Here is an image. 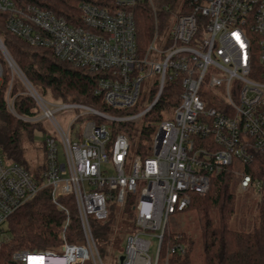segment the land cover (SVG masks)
<instances>
[{"label":"built area","instance_id":"1","mask_svg":"<svg viewBox=\"0 0 264 264\" xmlns=\"http://www.w3.org/2000/svg\"><path fill=\"white\" fill-rule=\"evenodd\" d=\"M145 1L154 13L150 0L82 1L80 25L71 26L49 11L16 9L11 0H0L9 34L51 50L61 62L101 74L94 96L106 109L137 108L141 86L152 78L148 105L139 113L113 116L55 101L27 80L0 38V83L4 65L10 77L7 112L47 131L37 180L5 163L0 153V237L8 218L42 189H49L51 203L64 215L59 249L15 252V264H103L90 222L106 221L108 204L122 206L128 193L138 196L134 231L124 239L118 264H169L171 255L184 253L180 243L164 248L169 217L189 206L191 194L204 196L210 178L232 163L247 166L264 154V0H185L166 42H158L155 21L152 40L139 52L133 8ZM14 79L21 85L19 94L32 101L34 115L16 114L9 96ZM172 82L179 89L177 99H163ZM150 111H156L149 117L156 130L150 155L142 158L126 134L112 136V130ZM58 115L70 120L66 126ZM236 174L238 188L247 191L251 176ZM61 198L74 204L80 244L66 242L71 216Z\"/></svg>","mask_w":264,"mask_h":264},{"label":"trees","instance_id":"2","mask_svg":"<svg viewBox=\"0 0 264 264\" xmlns=\"http://www.w3.org/2000/svg\"><path fill=\"white\" fill-rule=\"evenodd\" d=\"M82 1L85 0H11L16 9L35 6L53 13L71 26L80 25L79 5ZM150 1L154 5V13L146 1L133 8L139 52H144L152 40L155 21L159 34L167 26L172 7L178 0ZM164 8H167V11ZM5 18L6 14L0 13V38L3 45L27 80L42 96L64 103L83 104L113 116L135 112V108L123 111L106 109L94 96L96 82L101 74L61 62L49 49L27 45L6 31ZM9 81L7 70L3 69L0 83V153L5 163L20 166L37 180L44 168V162L32 164L25 155L27 148L35 144V135L39 134L44 139L47 131L39 123L22 122L7 112L5 96ZM178 92L176 82L168 83L162 97L174 101ZM19 93L20 84L14 79L9 96L14 99L16 114L34 115L32 101ZM149 114L151 111L146 117ZM145 120L137 133L116 127L112 130V136L124 133L130 141L133 140L134 150L142 158L150 155L151 140L156 130L149 119ZM237 171L251 176L253 184L246 192L256 196L254 207H248L245 200L237 201L236 190L240 183ZM256 181L260 182L258 189L254 187ZM137 200V195L128 193L122 206L114 202L108 204L109 215L106 221L91 220L90 226L96 246L98 243L109 242L119 249L121 237H126L134 231V206ZM61 201L69 208L71 216L70 225L65 232L66 242L80 244L82 233L74 204L68 198H61ZM116 209L123 213L118 224L113 222L112 212ZM245 213H249V220L245 219ZM182 214L193 215L197 236L186 231L171 234L166 229L163 235L164 248L174 243L184 246L183 254L169 257V264H195L197 250L202 264H264V154L257 155L251 164L240 168L232 163L210 178L208 192L204 196L191 194L189 206ZM63 221V213L50 201L49 189L40 190L33 199L8 218L1 230L3 238L0 242V264H15L11 259L15 252L58 250L62 244L60 234Z\"/></svg>","mask_w":264,"mask_h":264},{"label":"rangeland","instance_id":"3","mask_svg":"<svg viewBox=\"0 0 264 264\" xmlns=\"http://www.w3.org/2000/svg\"><path fill=\"white\" fill-rule=\"evenodd\" d=\"M184 2L185 0H178L172 7V12L170 15V19L168 20V24L161 31L160 33L161 36L158 39V42H160L161 44H164L167 40V36L171 31V25H172L173 19L179 16L184 11V10H181ZM4 69L6 70L5 65H4ZM151 83H152V78H149L143 82L141 89H140L138 106L137 108H135L136 113H139L143 111L144 109H146L148 102H149V92L151 90ZM20 92H22L21 85H20ZM155 112L156 111L151 112V114H149L148 117L146 118L142 117L139 121L135 123L116 124L115 127L120 128L121 130H130L132 133H137L140 127L142 126L143 121L145 119L148 120L149 117L155 114ZM57 119L63 126H66V124L70 121L69 119H67V117H64L62 115H58ZM152 124L156 128V124L154 122H152ZM131 144H132V149L134 150L133 140L131 141ZM42 146H43V137H41L39 134H36L35 144L27 148V154L25 155V157L27 158L29 162H31L32 164L44 162V150L42 149ZM236 196H237V201L245 200L248 207H252L257 201V198L254 194L247 193L246 191L242 192L239 188H237L236 190ZM112 214L114 217L113 218L114 224H118L121 221L122 216H123L122 211L116 209L115 211L112 212ZM249 218H250L249 213H245V219L249 220ZM232 226L235 228L234 224H232ZM167 229L171 234H177L179 232L186 231L190 234L197 236L196 221L193 215H185L182 213L171 215L168 220ZM2 238H3V235L0 237V242L2 241ZM124 239L125 237H121V245L119 249L115 248L112 245V243H109V242L97 244V249H98V252H99V255L101 257L103 264H118V260L121 257L123 249H124ZM155 246H156V242L154 241L152 242V245L149 249V253L151 255H154ZM159 264H161V262ZM195 264H202L201 257H200L198 250L195 253Z\"/></svg>","mask_w":264,"mask_h":264},{"label":"water","instance_id":"4","mask_svg":"<svg viewBox=\"0 0 264 264\" xmlns=\"http://www.w3.org/2000/svg\"><path fill=\"white\" fill-rule=\"evenodd\" d=\"M119 260L121 261L122 260V257H120Z\"/></svg>","mask_w":264,"mask_h":264}]
</instances>
